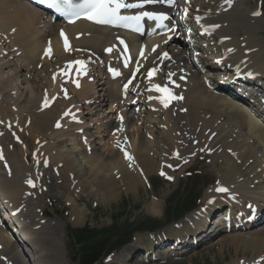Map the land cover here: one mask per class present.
Here are the masks:
<instances>
[{
  "label": "bare ground",
  "instance_id": "bare-ground-1",
  "mask_svg": "<svg viewBox=\"0 0 264 264\" xmlns=\"http://www.w3.org/2000/svg\"><path fill=\"white\" fill-rule=\"evenodd\" d=\"M239 1H242L239 2L240 4L243 3L242 6L237 0H231L230 3L228 0H220L217 4L208 7L206 0H198L194 2L193 9L200 18L199 23L197 21L186 23V20L183 18L178 19V28L188 24L194 28L197 35H200L201 46L208 45L203 36L206 38L211 36L210 40H214L216 44L219 43L218 40L220 38H223L221 45L215 49L221 52H225L227 48L231 49V51L226 52L228 63L225 61L223 68L221 65H218L219 67L216 69L212 64L213 60L211 59L210 61V58H208L210 56L194 54H191V56H199V60H195V70L184 69V65L182 64L181 66H169L176 59L177 64L183 61V53H181L182 50L179 48V45H182L180 38L167 43H165L164 36L146 40L144 48L146 59L140 57L138 44L132 43L134 62L139 67L144 66V71H148L152 67H158L159 62L162 63V66L158 67L160 71L152 78V83H165L167 74L173 73L172 78L180 83V87L174 89V91L178 97L183 96V100L180 101L178 99L173 101L167 108L162 106L156 99L147 101V96L154 94L153 92L145 93L146 87L149 86V81H147L144 88H139L136 91V93H145L139 98L146 107V110L143 111L145 116L141 118V127L140 129L136 128L133 140H129L128 142L125 137L122 139L121 135L127 133L126 127L128 125L132 127L134 124H138V121L135 120V113H130L129 108L126 106L127 103L134 102V98L127 94V98L123 99L124 95L121 92L124 89L122 80L132 70V67L127 71L124 70L122 77L116 80L111 79L108 73L104 71V75L106 76H100V80L96 84L94 82L88 83V80L80 77L79 81L80 83L82 82V87L73 89L69 94L67 93V99L61 97L65 93V84L62 82L64 76L59 73V70L65 69L70 55L76 54L82 58L98 54L103 59L109 61L110 56L103 55L102 51L106 45L113 41L112 33L105 28L94 27L85 22H77L72 25L54 23L50 19L45 18L41 11L29 3L21 0H0V41L5 45L0 47V58L2 57L0 59V69L4 68L0 70V73L4 72L6 68L11 69L13 72L11 74L13 77L7 76L3 84L8 83L10 77L15 81L19 80L20 75L23 76V72L26 71L27 77L30 76V79H27V81L31 82L32 79L35 80L38 78V75H41L39 79L42 80L41 87L35 86V89L32 88L29 91L30 94L35 93L36 95L35 98L32 97L33 101L30 99V104H34L38 100L40 106L41 102L45 104V97H47L48 102H50L51 98L57 97L50 107L40 106L41 108L38 107L36 110L32 109V105H24L22 101H17L15 107L10 110L0 101V118L5 121V126L6 124H12L17 132L21 133V139L32 140L30 143H33L32 146L34 145L33 149L36 152L34 159H40L43 151L46 154L55 149L62 150L66 148L64 151L65 158L52 159L51 163H54L56 160L57 163H63L61 174L63 175L64 170H68L69 176H73V183L76 188L80 187L82 195L87 194L90 198L98 196V198L100 196L109 198L108 193L105 194L107 192L106 188L110 191L117 187H124L127 190L138 187L143 184L144 175L150 178L152 173H157L159 161H164L165 164L168 162L171 165L170 168H175L181 163L183 156H187L195 150L189 148L195 142V139L199 143L202 142V148L206 146L216 156L226 158L227 164L224 167L225 169L228 166V162L232 161L237 155L234 156L235 152L232 154L234 150L232 147L227 148V154L224 152L226 156L230 154L228 157L221 154L223 150L222 146L227 145H222L221 143L224 144L227 141L217 142L221 136L217 126L222 125L225 129L228 128L227 131H229V126L235 125L236 131L244 135L249 133L258 144L259 149L256 148L254 157L252 158L247 152H244L246 146L241 147L239 150L241 160H237L236 163L243 166V162L247 163V161L251 160L248 163L250 164L253 162V158L257 159L255 165L258 169L254 174L249 176V178H253L254 176L255 178L253 180L250 179V182L245 179V176L248 175L244 170H240L238 173H234L235 171L232 172L231 170L230 176H221L218 187L225 188L227 191L219 192L214 187L207 191L202 201L204 203L206 201L209 203L216 201L210 205L211 207L218 203L228 205V208L235 214H233V218L239 215L246 218L244 223L239 220V223H233L232 226L248 225L256 220H248V216L253 215L256 217L259 214V210L264 207V126H260L257 123L258 120L251 119L247 114L248 110L244 109L241 103H237L248 102L255 105L248 93L245 94L242 91L225 88L219 83L227 74L226 71L231 70L233 63L240 64V67L232 70L233 75L236 74L235 71H239V74H247L254 70L264 73V45L259 42L256 35L258 29L255 26L260 24V22L257 17L253 16V13L259 12L260 8L257 7L250 10L247 8L246 0ZM5 8H8L9 12L3 10ZM183 14L184 11H182ZM8 29H10V35L6 34L8 33ZM61 30H63L70 43L68 53L63 49L64 39L60 35ZM178 31L180 32V29ZM80 33H83L82 38L79 40L75 39V36ZM183 44L186 50H194L193 46L191 47L188 43L183 42ZM49 47L51 48V57L45 54L46 49ZM78 47L87 49V53L78 52ZM153 47L156 48L155 52L152 51ZM163 51L168 53V58L161 60L160 57ZM16 53H19V55H16ZM5 59L10 60L5 61ZM73 59L69 60V62ZM11 60L17 61L18 64L21 62V64H13ZM83 61L86 62L85 59ZM102 66L101 62V72H99L101 75H103ZM76 68L77 65H74L72 70ZM54 74L56 75L55 81H53ZM181 77H185V81L182 82ZM142 79L144 78L140 74L135 81ZM210 81L213 82L210 83ZM206 82L211 85H209L211 88L206 86ZM9 83L11 82L9 81ZM131 89L133 88L131 87L127 93L132 92ZM216 89L227 93L235 100L225 96H215L212 94V91ZM97 93H99L98 96H96ZM262 97L264 99V93ZM82 103L88 106V114L98 113L102 110V107L108 106L109 114L101 116L103 117L102 119H105L104 122L93 120L95 123L99 122V127H103L108 133H110L111 128L115 124L121 123L124 127L119 131L120 138L118 139L116 151L107 155H100L98 153L99 150L94 140H92L93 136L90 133L89 123L83 122L80 125H71L70 128L65 125L64 121L58 120L65 111L73 113L74 110H79ZM92 104L93 109L90 106ZM116 112L117 121L113 116H109ZM34 115H37V117ZM77 116L84 120L86 117L82 113ZM121 117L123 118L122 120ZM55 122L56 124L59 123V125L64 124V126L60 125V127L54 129ZM198 127H200V130ZM79 129H83V134L79 135L77 133ZM223 130V134H221L226 135ZM230 133L234 135L232 132ZM77 137L79 139L84 137L87 141L86 146L81 148L76 144L75 147H71L70 142L74 141ZM152 137L153 139H151ZM37 139L39 142L35 144ZM13 144L15 143L9 139L2 151V156H7V161L5 162L8 165L0 162L1 175H6V178L2 175L5 179L0 178V213L7 217L8 208L20 209L19 215L27 223L23 228L26 231L32 232L37 240L40 239L42 247L36 251L33 250L30 255L31 264H70L68 254L62 247L65 245V242L62 241L60 236H56L57 225L54 223L43 224L41 219L38 220V216H35L36 207L30 201L31 191H24L26 186L25 178L31 177L33 174L23 163L22 158H24L26 152L23 148H20L18 152L21 155V159L18 158L15 150L9 149V146ZM247 144L249 145V143ZM39 147L42 148L38 149ZM124 149L129 151L128 156L132 157V161L126 158ZM173 153H178L174 161H172ZM57 157L58 154L56 155ZM159 158L160 160L158 161ZM198 159L200 161L201 157ZM161 166H163V163ZM244 168L246 170V167ZM27 171L30 173L28 174ZM108 171H110L109 175ZM228 173L229 171L226 172L225 170L222 175ZM167 175L168 173H165L164 176ZM241 176H243L242 179L240 178ZM107 177L108 179L104 180ZM116 179L119 180L116 181ZM59 190L64 191L65 186H60ZM69 190L70 188L68 187ZM76 201L78 200L76 199ZM71 204L72 212L76 215L79 213L76 218L80 216L82 219L84 212L76 210L74 202ZM157 206L160 205L156 203L153 205V208H159ZM3 223L6 227L2 228L0 226V264H26L23 258L17 254L18 252L14 250V239L9 231L12 222L6 220ZM254 231L255 235L250 241H255V244L248 241L249 245L245 243L239 244V246H245L255 251L259 249L258 252H263L264 255V228ZM254 231H250L249 233ZM62 235L64 237V234ZM234 235H237L238 238L248 236V234H230L228 236ZM228 240L230 241L227 238L220 243L225 244ZM232 240L234 241V238ZM229 243L232 244V242ZM236 245L238 244L234 243V246ZM125 257L130 258L131 254L126 252V254L121 256V259L123 260ZM253 261L254 264H264V256H260L259 254L254 257Z\"/></svg>",
  "mask_w": 264,
  "mask_h": 264
},
{
  "label": "rangeland",
  "instance_id": "rangeland-1",
  "mask_svg": "<svg viewBox=\"0 0 264 264\" xmlns=\"http://www.w3.org/2000/svg\"><path fill=\"white\" fill-rule=\"evenodd\" d=\"M206 1H207L206 3L207 6L211 7L217 4L220 0H206ZM262 1L263 0H246L247 8H249L250 10L255 9V7L258 6L262 10L261 15L258 17L260 24L255 26L258 29V33L256 35L259 39V42L264 45V11H263ZM240 5L242 6L243 3H241ZM3 10L9 12L8 8H5ZM187 11L191 12V10H187ZM10 29H8V33H6L7 35H10ZM185 30L188 31V33L186 34L189 35L187 39V43L191 47L193 46L194 50H185L183 52L184 56L188 60L182 61V64H184V67L192 70L194 69L193 67L195 64L194 59L198 58L199 56L193 57L191 56V54L194 55L200 54V55L209 56L211 54V51L215 50L218 45L213 43L214 41L211 40V44L207 46H201L200 37H197L195 35H190L189 32L195 33L194 30H192V28H185L184 31L182 30L181 32L182 34L180 35L181 39L185 37ZM206 41H209V39ZM0 47H3V45H1ZM0 59H2V57ZM7 60L9 61L10 59H5V61ZM11 62L13 64L17 63V61H13V60H11ZM176 62L177 61H173L172 64H175ZM19 64H21V62ZM253 72L254 75L259 77V79H263L264 73L257 72L255 70ZM12 73H13L12 70L9 68H6L4 72L0 73V101L2 102L3 105L5 104V107H8L10 110H12V108L15 107L17 101L18 102L22 101L24 105L25 104L32 105V109L36 110L38 108L39 101L36 100L34 104H30V99H32L33 101L32 97L35 98L36 95L35 93L30 94L29 91L32 88L35 89V86L41 87L42 80L39 79L41 75L40 76L38 75L37 76L38 78H36L35 80L32 79L31 82H29L27 81V79H30V76L27 77L28 74L26 71H24L23 76L20 75L19 80L16 81L13 78H11L13 77V75H11ZM7 76H11L9 80L11 83H9V81L7 80L8 83L3 84V82L7 79ZM229 82L235 83L232 82L231 79ZM98 94L99 93H97V95ZM213 94L215 96L227 97L226 95L222 94V92L220 91H213ZM252 94L254 98L256 99L258 98V100H260L257 91L255 90L252 91ZM102 109H103L102 112L99 113H102L103 115L109 114L107 113L108 110L106 106H104ZM132 109H134V107ZM132 109L130 111H132ZM247 114L251 119H255V117L250 115L249 112ZM111 115L112 114H110L109 116ZM35 117H37V115ZM86 117L89 118V116ZM91 118L92 119L96 118L99 121L101 117L98 116V114L96 113L92 115L89 119H87V122L90 123L91 126H93L91 128V132L93 135L94 142L98 147L99 150L98 153L100 155L101 154L107 155L108 153L114 152L116 149V143L112 141V133L114 131L112 129L116 128L115 125L111 128V133L109 134L108 131L103 129V127L99 128L97 124L94 123V121H90ZM136 121H139V123L134 124V126L132 127L131 126L129 127V130L132 133L129 134V136L135 135L136 128L140 129L141 120L137 119ZM101 122H103L102 119ZM257 123L260 126H263L260 121H258ZM222 127H223L222 125L217 126V129L219 128L218 131L222 136L218 138L217 142L227 141L224 144L220 142L222 145H226V144L227 145L226 146L221 145L224 150V151L222 150L221 154L223 155L224 152L225 154H227L228 153L227 148L232 147L234 149L232 151V154L235 152L234 156L237 155V157H235L232 161L230 160L231 162L230 161L228 162V166L225 169L224 167L227 164L226 158L216 156L208 148H206V146H203L204 150L207 151H201L199 149L201 152L199 155L201 156L202 159L199 161L198 158L200 156H197L196 158V156L194 157V155H191L188 161L185 164H183V167L181 166L179 169L173 172L174 173L173 181H168L164 177L156 175L158 173L157 171V173L154 174L152 173L150 178L148 179L146 178L143 184L139 185L136 188L134 187V189L127 190L124 187H117L109 191L106 188L105 190H107V192L105 191L104 192L105 194L108 193L107 195L108 197L110 196L109 198H105V196H100V198H98L99 196L90 198L89 196H87V194L82 195L81 188L80 187L76 188L75 184L73 183L72 177L69 176L68 174V170H64L63 175L61 177L60 175H58L60 174V170L62 172L63 167L61 164L57 163V160L54 163H52V165H54L53 169L57 170L56 172L52 170V167H49L48 169H44L40 167V164L35 166L32 159V155L29 154L27 158L25 157L23 158V163L27 167H30L31 172L35 174V176L36 174L38 175L39 177L38 180L40 185V188L34 191L35 194L33 195V198L30 200L31 204L36 207V211L34 212L35 216L37 215L38 220L41 219V222L44 221L45 223L43 224L54 223L57 225L58 229L56 232L57 233L56 236H60L62 241L65 242V245H63L62 247L64 248L65 252L68 254L70 264H78V263L75 262L77 256L75 254L74 247L68 236V227L71 226L73 228H81L84 227L85 225H89L93 229L100 230L101 232L99 235L101 237L102 231L104 229H107L112 224V221L115 222L123 213H126L127 220L124 223V226H126V228L120 230H115L114 228L111 234L108 235L112 237L111 239H113V233L115 232L118 233L117 236L119 238H124L125 233L127 232L129 233V231H132V228L134 231L136 229L135 226L140 225L141 223L145 225V228L134 232L131 238L130 237L127 238V240L125 241L127 244L121 250L112 253V255L115 254L112 262L108 263L107 261L106 262L104 261L103 264H251L253 263V259L255 256L259 254L260 256H264L263 252L260 251L258 252L259 249L255 251L249 248L250 249L249 250L248 247L245 246L240 247L239 244L247 243L249 245L248 241H250L254 237L255 231L251 233L249 232L253 230H258L260 228H264V215L263 218L258 220L252 227L225 230L223 228V222H224L223 217L226 214L223 209V206H222V210H220V212L216 215H211L209 212H207V214H205L203 217H200L196 213L197 210L201 211V209L202 210L206 209L211 204V202L209 203L208 201L202 203V200L204 198V195L207 193V191L213 189L214 187L215 188L219 187L221 176L224 177L230 176L231 170L232 172L235 171L234 173H238L240 170L241 171L244 170L245 173L248 175L245 176V179L251 182V180H253L255 176L253 178H249V176L254 174L258 169L255 165L257 159L254 158H253V162H251L250 164L248 163L251 160L247 161V163L243 162L244 163L243 166L246 167V170L243 166L239 164L238 166L236 164L237 160H241L240 158L241 155L239 152L241 147L243 148L244 146H246L244 152H247V154H249L251 158L254 157L253 155L256 151V148L259 149L257 142H255V139L252 136H250L249 133L247 135H244L236 131L235 125L234 126L232 125L231 127L229 126L230 128L229 131L232 132L234 135H232L229 131H227L228 128L225 129L223 127L224 129L223 130ZM198 128L200 130V127ZM222 130L224 134H226L227 136L222 135L223 134ZM196 140L197 139H195V142L191 144V146L189 147L190 149H197V144H195L197 142L199 147H202V142L199 143V141ZM30 142H32V140L31 141L29 139L28 141L24 140L22 146L14 145V147H12L11 145L9 146V149L12 148L11 150H15L16 156L21 159V155H19L18 150L20 149V147H23V149L27 152L26 147H28L29 153L32 152L34 145L32 146L33 143L31 144ZM247 143H249V145ZM70 144L71 147H75L76 144L78 145V147H81L80 140L78 138L77 139L75 138V140L70 142ZM65 149L66 148L62 150L56 149L50 151L51 159L54 160L58 159L56 158L57 154L58 157L64 158ZM252 149L254 152L252 151ZM208 150L211 152L212 156L210 155V152ZM203 153L205 154L204 156H202ZM225 154L223 155L225 157H228L230 155L228 154V156H226ZM159 160L160 158L158 159V161ZM162 163L163 162L161 161L158 162L157 169H160L159 167L163 169L166 168L165 163H163V166H161ZM248 165L250 168L247 167ZM225 170L226 172L229 171V173L226 175H222L225 172ZM27 173L29 172L27 171ZM109 174L110 171H108V175ZM49 176H52V178H49ZM192 177H194L195 182L193 184H190L189 179ZM242 177L243 176H241L240 178L242 179ZM107 179L108 177L104 180ZM118 180L116 179V181ZM60 186L62 187L65 186V190L64 191L59 190ZM68 187L70 188L69 191H68ZM190 188H194V191L191 193V196L198 197L200 194V197L196 202V206H197L196 208L194 207L190 212L182 216V218H180L182 214L178 212L179 211L178 208L176 210L174 209L172 210L171 207L169 209H166L169 203L173 200V198H176V200L182 199L183 201V199L186 196V191L189 190ZM115 189H117V191H115ZM76 199L78 201H76ZM105 200L108 201L105 202ZM151 201H152V207H151ZM180 201L179 203L181 204L182 201L181 202ZM72 202H74L76 210L82 211V213L84 212V217L82 219L80 218V216L79 218H76L77 215H79V213L76 215L72 212V204H71ZM156 203L160 205L157 206L159 207L157 209L153 208V205ZM121 204L126 205V208H121L120 206ZM125 209L126 211L123 212ZM152 210L156 213H154ZM149 218L157 219L158 220L157 222H160L159 226H154L155 227L154 228L153 225L157 222L155 220L154 223H150ZM115 227L116 229H118L119 225L117 226L116 224ZM62 234H64L65 238L63 237ZM210 234H214V235L212 237H209L207 239L204 238L202 240H200V238L198 237V236L207 237ZM230 234H248V236L245 237L241 236L240 238H238L237 235L231 237L228 236ZM226 236L228 239H230V241L228 240L225 244L220 243L221 241L227 239L225 238ZM231 238L232 239L234 238V241ZM236 240L239 242H237ZM229 242H232V244H230ZM250 242L254 243L255 241H250ZM234 243L238 245L234 246ZM126 252H129L132 257L131 258L125 257V259L122 260L121 256L126 254ZM253 252H257V253H253Z\"/></svg>",
  "mask_w": 264,
  "mask_h": 264
},
{
  "label": "snow or ice",
  "instance_id": "snow-or-ice-1",
  "mask_svg": "<svg viewBox=\"0 0 264 264\" xmlns=\"http://www.w3.org/2000/svg\"><path fill=\"white\" fill-rule=\"evenodd\" d=\"M145 3H151L154 2V0H144ZM230 3L231 0H228ZM40 3H47L48 7L55 9L58 13H60L62 16L67 18L69 23L75 22L76 19L79 18H84L87 19L91 22L97 23V24H107V25H119V24H124L125 26H131V24L136 25V31H139V24L140 21L143 20L145 17L151 20L158 21V27H167L164 25L162 22L166 19H168L167 16L164 14H156L153 12H141L138 15L135 16H124L121 15V9H126V8H137L141 7V5L138 4H131V3H126L125 0H40ZM168 3L171 4L173 3V0H168ZM185 12L187 10L185 9ZM253 15H260L259 12H254ZM200 18L197 17V23H199ZM218 27V26H215ZM169 31H173V29H168ZM15 31V30H13ZM61 37L64 39V48L65 51L70 50V43L68 41L67 36L61 30L60 32ZM169 39H171V36H169ZM121 44H124V41L121 39L120 40ZM167 43V41H165ZM107 52H111L112 48L106 49ZM153 52L156 51V48L153 47L152 49ZM231 51V49L229 50ZM124 52H127V45H125ZM45 54L51 57V48L49 47L46 49ZM140 57L146 59L144 49L141 48L140 50ZM168 58V53L165 52L162 54L160 57L161 60L167 59ZM128 59L125 57V67L128 66ZM139 63V62H138ZM73 65H78L76 68V73L78 75H83L86 74V64L84 61H71L68 62L65 65V69H60L59 73L64 76L68 77L69 74L72 72ZM110 71H113L114 75H119L120 73L115 71L114 69H110ZM139 71V66L137 69L132 73L133 78H135L136 72ZM160 71L158 67H152L147 71V79L149 81V91L157 92L160 95L158 96H149V99H156L158 100L165 108L169 106L171 101L173 99H182V97H177L174 96L172 91L170 90L169 85L171 83H174L172 81V76L174 75L173 73H168L167 74V79L166 82L163 84L159 83H152V78ZM56 75H53V81H55ZM73 82L76 84L77 87H79V82L77 80H73ZM132 83V80L130 79L128 83L124 85L125 92H127L128 85ZM135 90V89H134ZM65 91V95H67V91ZM45 107L48 106V99L45 97ZM69 112H65V115H69ZM75 118V117H73ZM123 118L121 117V120ZM57 127H60L59 123H57ZM122 130V129H121ZM126 158L129 159V161H132V157L128 156L127 153H125ZM178 156V153L175 154ZM0 159H3L2 153H0ZM171 167V165H169ZM161 175H165V173L161 172ZM168 179H171V177H168ZM31 186H35L34 182L32 179H28L26 181ZM219 192H226L227 189L225 188H217L216 189Z\"/></svg>",
  "mask_w": 264,
  "mask_h": 264
},
{
  "label": "trees",
  "instance_id": "trees-1",
  "mask_svg": "<svg viewBox=\"0 0 264 264\" xmlns=\"http://www.w3.org/2000/svg\"><path fill=\"white\" fill-rule=\"evenodd\" d=\"M186 208H188V205ZM121 216L113 222L111 227L102 231L101 237L99 235L100 232L89 228V226H85L84 228L69 229L71 239L74 241L75 245L78 246L76 260H78L79 264H95L104 253H108L115 246H120L122 244L120 243L121 241H118V239L112 242V237L108 236L111 234L112 230H114L115 225L118 223ZM149 222L154 223L155 221L150 220ZM156 224L157 223H155L153 227L157 226ZM142 228H145L143 223H141L137 229L140 230ZM129 233L127 234L128 237ZM113 236H115V234H113Z\"/></svg>",
  "mask_w": 264,
  "mask_h": 264
}]
</instances>
